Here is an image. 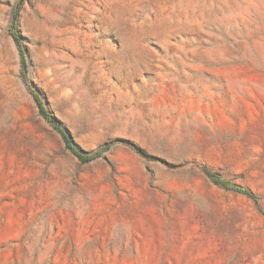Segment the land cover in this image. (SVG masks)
Returning a JSON list of instances; mask_svg holds the SVG:
<instances>
[{
	"label": "rangeland",
	"instance_id": "rangeland-1",
	"mask_svg": "<svg viewBox=\"0 0 264 264\" xmlns=\"http://www.w3.org/2000/svg\"><path fill=\"white\" fill-rule=\"evenodd\" d=\"M18 1L0 0V264H264V0H24L46 107L83 152L112 143L85 164L20 76Z\"/></svg>",
	"mask_w": 264,
	"mask_h": 264
},
{
	"label": "trees",
	"instance_id": "trees-1",
	"mask_svg": "<svg viewBox=\"0 0 264 264\" xmlns=\"http://www.w3.org/2000/svg\"><path fill=\"white\" fill-rule=\"evenodd\" d=\"M24 0H19L16 6V9L13 14V18L10 24L9 32L10 36L12 37L14 44L16 45V48L18 50L19 55V64H20V76L24 82V84L27 86V89L29 93L32 95L35 106L37 108L39 116L43 118V120L55 131L57 132L61 140L64 144V147L67 151H69L72 155H74L77 160L82 163H90L94 160H97L101 157H103L107 152L110 151L112 148V143L105 144L98 150L90 153L83 152L75 143L66 128L63 126V124L57 120L48 110L46 107L41 95L36 90L34 84L32 83L30 76H29V63L27 54L25 52L23 41L20 36L19 30H18V15L21 5L23 4ZM141 154L150 159H154L152 157H149L146 154ZM203 174L207 177V179L215 186H218L220 188H223L227 191L235 192L238 194H241L255 202V204L258 206V199L256 195L251 192L250 190L243 188L237 184H234L223 177H221L216 172L208 169V168H201ZM260 213L264 216V212L259 208Z\"/></svg>",
	"mask_w": 264,
	"mask_h": 264
}]
</instances>
